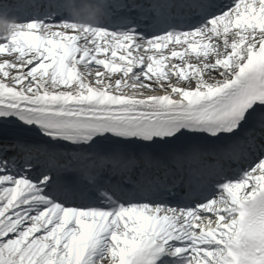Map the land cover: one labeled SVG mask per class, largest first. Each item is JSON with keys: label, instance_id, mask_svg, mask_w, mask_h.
<instances>
[{"label": "snow or ice", "instance_id": "snow-or-ice-1", "mask_svg": "<svg viewBox=\"0 0 264 264\" xmlns=\"http://www.w3.org/2000/svg\"><path fill=\"white\" fill-rule=\"evenodd\" d=\"M16 7L43 18L0 36V264H264V0L157 5L151 32L122 0ZM154 151L187 181H104Z\"/></svg>", "mask_w": 264, "mask_h": 264}, {"label": "clouds", "instance_id": "clouds-1", "mask_svg": "<svg viewBox=\"0 0 264 264\" xmlns=\"http://www.w3.org/2000/svg\"><path fill=\"white\" fill-rule=\"evenodd\" d=\"M101 17L98 14V11L93 13V19L85 18H74L75 22L80 25H90L98 23ZM22 23L18 17L11 16L5 13L2 8H0V36H10L14 31L17 30V26Z\"/></svg>", "mask_w": 264, "mask_h": 264}, {"label": "bare ground", "instance_id": "bare-ground-1", "mask_svg": "<svg viewBox=\"0 0 264 264\" xmlns=\"http://www.w3.org/2000/svg\"><path fill=\"white\" fill-rule=\"evenodd\" d=\"M1 58L4 59V58H8V59H14L15 57V54L13 53L11 56H8L7 54H0ZM1 59V60H2ZM195 60V58H193ZM198 61H193V63H196ZM87 69V70H86ZM81 70L83 71V73L85 75L88 76L89 79H95V73L97 71H100V72H104L105 73V77L106 78H112V79H115L117 78L119 75H122V74H119V73H109L107 72V70H104L102 67L100 68H97V67H82ZM182 83H186V82H182ZM136 91V90H129V89H126V91Z\"/></svg>", "mask_w": 264, "mask_h": 264}, {"label": "rangeland", "instance_id": "rangeland-1", "mask_svg": "<svg viewBox=\"0 0 264 264\" xmlns=\"http://www.w3.org/2000/svg\"><path fill=\"white\" fill-rule=\"evenodd\" d=\"M2 58H0V62H2V60H1ZM87 70V69H86ZM137 90H140V89H137ZM141 91V90H140Z\"/></svg>", "mask_w": 264, "mask_h": 264}]
</instances>
